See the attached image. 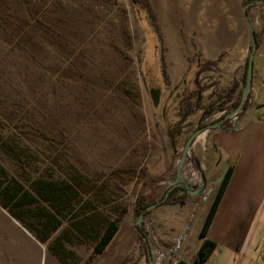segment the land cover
I'll return each mask as SVG.
<instances>
[{
  "label": "rangeland",
  "instance_id": "rangeland-1",
  "mask_svg": "<svg viewBox=\"0 0 264 264\" xmlns=\"http://www.w3.org/2000/svg\"><path fill=\"white\" fill-rule=\"evenodd\" d=\"M146 1L150 10L132 0H0V126L4 134L16 133L24 148L15 156L0 150V168L26 187L46 176L63 178L74 192L71 210L44 240L0 204V264H19L15 250L26 253L29 235L45 258L58 247L56 255L68 264H83L82 258L84 264H147L134 224L146 235L145 218L166 201L134 218V200L139 194L156 200L172 183L191 184L193 173L198 175L199 165H188L189 147L178 174L176 165L200 109L173 125L180 129L174 137L165 120L175 122L183 97L190 106L206 103L231 87L238 101L250 44L243 0ZM259 7L251 23L257 32L264 30V5ZM240 47L242 69L233 64ZM218 55L216 64L202 68L201 62ZM183 191L176 188L174 194ZM162 205L165 213L180 214V228L170 234L178 240L192 209ZM111 220L119 225L117 238L103 252H93L99 231ZM18 234L22 241L15 240ZM223 264H264V193L238 250Z\"/></svg>",
  "mask_w": 264,
  "mask_h": 264
},
{
  "label": "crops",
  "instance_id": "crops-1",
  "mask_svg": "<svg viewBox=\"0 0 264 264\" xmlns=\"http://www.w3.org/2000/svg\"><path fill=\"white\" fill-rule=\"evenodd\" d=\"M259 4L264 5V1L252 5L256 7H250L251 11L254 10L252 19L248 15L252 25L258 19V9H261ZM252 28L258 31L255 26ZM238 52L240 58L233 64L242 69L244 53L241 47ZM238 74L234 72L233 75ZM248 92L246 107L240 111V114H237L235 127H231V124L235 122L233 118H226L221 121L220 126L202 129L192 140L189 146L192 160L188 165L198 164L200 170L198 175L193 173L195 174L192 181L193 186L189 185L190 191H186L184 200L161 203L157 206L161 212L158 211L156 215H149L145 218L147 220L145 236L152 264H173L178 260L186 264L193 263L196 250L202 240L199 228L218 187L219 181L216 179L228 166H231L229 178L206 230V236L215 242V246L202 264H206L209 259L213 260L211 264H220L221 261L223 264L224 258L233 256L238 250L256 204L264 193V30L257 32ZM234 95L231 94L230 98L234 99ZM217 116L206 117V123ZM179 203L180 205L188 204L192 211L188 219V227L176 240L170 234H177L180 228V214L176 210L165 213L162 204L174 207ZM157 207L154 206L149 214H154ZM156 224L159 225L156 226ZM118 232L119 225L102 251L98 253L103 252L112 244ZM30 236L27 238L28 249L24 255L22 249L15 250L18 252V256H15L16 262L42 264L43 261V264H68L51 250L47 252L45 258V251L40 248L42 245L37 244L38 241ZM15 237H18L15 240H23V234ZM142 254L144 257L145 249ZM11 261L9 260V264ZM82 261L84 264L85 258H82Z\"/></svg>",
  "mask_w": 264,
  "mask_h": 264
},
{
  "label": "trees",
  "instance_id": "trees-1",
  "mask_svg": "<svg viewBox=\"0 0 264 264\" xmlns=\"http://www.w3.org/2000/svg\"><path fill=\"white\" fill-rule=\"evenodd\" d=\"M133 4L138 5L140 9L143 6L149 9V5L146 0H132ZM258 0H243L242 6H244V11L248 15V10L252 5H254ZM150 10V9H149ZM154 33L157 36L159 42V33L154 29ZM253 33L255 35V42L257 44V32L253 28ZM160 45V44H159ZM250 48V44H249ZM158 53V65L160 76L164 83L167 80L166 74L163 69V61H162V52L161 49L157 50ZM220 60V55L216 56L214 59H205L201 62V66L203 69H207L212 67L217 61ZM246 67V63L244 65ZM245 67H243V77L242 82H244V73ZM188 91V90H187ZM234 91V88L229 87L226 91H224V96L218 95L212 98L210 101L206 103L203 102H191L193 105L184 104L183 98L180 99V104H176L174 109V115H177V119L172 122L170 120H165L166 123V131L169 135H179L180 129L174 130L173 125L178 127V124L181 120L185 119V117L194 110L200 109V115L196 126H204L206 118L209 114L216 112L218 110L223 109L224 112L228 109L234 107L238 101L230 98V95ZM182 93L179 95L181 96ZM192 94V93H191ZM187 98H191L189 95ZM245 100L243 101V107H246ZM227 103V104H226ZM204 119V120H203ZM2 128L0 126V150H5L7 152H11L12 155H17L18 151L23 152V147L18 144L20 141V137L17 136L16 133H6L1 132ZM21 150H18V149ZM231 172V166H228L218 182V187L216 192L209 204V207L206 211L202 224L199 228V235L202 236V240L196 250V254L192 264H202V262L206 259L207 255L215 246V242L206 236V230L210 223V220L214 214V211L218 205L219 199L224 190V186L226 181L229 178ZM4 177V178H2ZM72 186L63 178H49V177H35L29 180L28 186H24L17 178L14 176H6L5 170L0 168V204L6 207L10 213L16 217H18L28 228L32 229L33 232L38 235L40 240H44L47 238L49 233L54 230L60 223L62 216H65V212L71 210L72 208V199L71 196L73 192ZM178 187L186 188L185 183L176 182L169 185L165 191L158 197V199L153 201L145 200L143 194H139L134 200V204L132 206V212L134 218L138 215H143L148 209V205L153 203H161V202H171V201H180L182 202L186 196L185 190L175 195L174 190ZM36 200H43L46 202V205H32V203ZM78 210L74 209L70 212V215H75ZM78 226L77 229L83 232L84 230ZM118 227L117 222L111 220L108 221L107 224L99 231L97 235L92 250L95 253L102 251L104 245L109 241L113 233L116 231ZM134 228L137 232V235L142 237L145 236V230L137 223L134 224ZM143 245L145 249V260L147 261L146 256V248L147 242L145 243L143 240ZM51 248V247H50ZM149 249V248H148ZM51 251L59 254L61 252L58 247L54 248V246L50 249ZM123 259L119 264H122ZM173 264H186L185 262L178 260Z\"/></svg>",
  "mask_w": 264,
  "mask_h": 264
},
{
  "label": "water",
  "instance_id": "water-1",
  "mask_svg": "<svg viewBox=\"0 0 264 264\" xmlns=\"http://www.w3.org/2000/svg\"><path fill=\"white\" fill-rule=\"evenodd\" d=\"M260 1V0H258ZM256 1V3L258 2ZM242 13H243V17L244 20L246 22V26L249 32V41H250V48H249V52H248V56L246 59V67H245V73H244V82L243 85L241 87V91H240V97L238 99L237 104L232 107L231 109L223 112V114H219L214 120L209 121L207 123H205L204 126H198L195 127L190 133L189 135L185 138L184 141V145L183 148L181 150V155L179 158V162L176 165V174H178V168L186 154V151L188 150V147L190 146L192 140L194 139V137L204 128L206 127H213V126H220V123L222 120L226 119V118H230L233 115H235L237 117L238 112H240L241 110L244 109L243 107V101L244 98L246 97V94L248 92V89L250 87L251 84V76H252V56H253V51L256 47V42H255V35L253 33V28L251 26L250 20L248 18V15L246 14V12L244 11V6H242ZM158 92V89L156 90ZM236 126V121L234 123L231 124V127H235ZM224 171V170H223ZM223 171L221 172V174L219 175V177L216 179V181H219ZM177 181V180H176ZM178 182V181H177ZM176 183V182H174ZM187 188V187H186ZM187 191H190V189H187ZM142 240L146 243V237H142ZM146 256H147V264H152L151 262V258H150V252L149 249L146 248Z\"/></svg>",
  "mask_w": 264,
  "mask_h": 264
},
{
  "label": "flooded vegetation",
  "instance_id": "flooded-vegetation-1",
  "mask_svg": "<svg viewBox=\"0 0 264 264\" xmlns=\"http://www.w3.org/2000/svg\"><path fill=\"white\" fill-rule=\"evenodd\" d=\"M221 110H222V109H221ZM222 111H223V110H222ZM221 113H222V112H221ZM197 122H198V120H197ZM207 122H209V121H207ZM196 125H197V124H196ZM196 125L194 126V128H195V127H198V126H196ZM194 128H193V129H194ZM178 182H182V181H178ZM182 183H185V182H182ZM185 185L187 186V188H183V190H185V192H186L187 189H190V188H189V185L193 186V183H191V184L185 183ZM178 188H182V187H178Z\"/></svg>",
  "mask_w": 264,
  "mask_h": 264
},
{
  "label": "built area",
  "instance_id": "built-area-1",
  "mask_svg": "<svg viewBox=\"0 0 264 264\" xmlns=\"http://www.w3.org/2000/svg\"><path fill=\"white\" fill-rule=\"evenodd\" d=\"M233 118V121L235 120V118H236V116L235 115H233L232 117H230V119H232Z\"/></svg>",
  "mask_w": 264,
  "mask_h": 264
}]
</instances>
